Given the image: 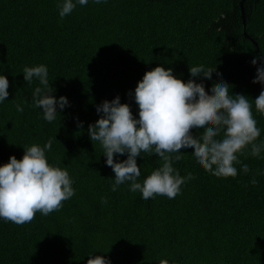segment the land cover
<instances>
[{"label":"trees","instance_id":"16d2710c","mask_svg":"<svg viewBox=\"0 0 264 264\" xmlns=\"http://www.w3.org/2000/svg\"><path fill=\"white\" fill-rule=\"evenodd\" d=\"M240 1L88 0L61 19V0H0V74L9 80L0 102V165L51 139L48 162L66 168L75 189L60 211L37 213L31 223L0 219V264H86L90 255L111 264H264V175H257L264 173V150L239 156L249 173L236 164L235 178H218L197 163L194 149H182L173 167L194 179L174 199L144 200L130 182L111 191L114 172L87 131L99 118L97 106L117 95L138 118L135 87L161 65L185 82L203 80L209 93L219 74L230 94L249 97L261 129L256 143L264 142V115L254 106L264 85L252 82L261 61L251 63L264 55V0L244 1L246 31L258 45L244 34ZM39 64L48 68L53 95L69 101L52 122L32 106L39 82L27 84L22 73ZM198 65L216 67L211 80L190 77L189 67ZM202 132L192 129L193 136ZM141 155L142 183L162 161Z\"/></svg>","mask_w":264,"mask_h":264},{"label":"clouds","instance_id":"9594fccd","mask_svg":"<svg viewBox=\"0 0 264 264\" xmlns=\"http://www.w3.org/2000/svg\"><path fill=\"white\" fill-rule=\"evenodd\" d=\"M100 3L101 0H95ZM88 0H61L59 16L70 15L77 4L87 5ZM253 83L264 85V55L253 58L257 65ZM215 68L204 65L189 67L190 77L203 76L211 80ZM24 80L31 85L39 82L32 92V106L40 108L43 119L52 122L57 119L58 107L62 111L69 106L67 97L57 99L55 89L50 85L48 68L44 64L25 66ZM218 75L210 93L203 80L197 83L190 78L187 82L174 75L171 68L157 65L144 73L134 90V99L139 108V117L133 115L128 103H121L119 95L111 101L105 100L96 108L99 118L88 126L90 140L99 142L106 165L114 172L111 191H117L121 184L130 182L129 190L139 192L144 200L156 196L174 199L181 193L186 181L194 179L192 173L181 176L173 167L174 161H181L182 149L192 148L196 161L205 171L218 178H235L236 164L247 174L251 171L239 156L259 157L264 142L256 143L261 135L253 115V104L244 94H230V84ZM232 87V86H231ZM9 80L0 74V102L7 99ZM130 95L132 93H129ZM255 110L264 115V89L254 99ZM18 112L23 107L16 105ZM60 114V113H59ZM82 127V122H78ZM203 130L193 136L192 129ZM52 140L43 146L33 143L24 146L21 159L15 155L0 165V219L16 225L31 223L37 213L48 216L63 208V202L75 195L73 179L66 168L48 162L46 151H50ZM141 153L156 154L162 165L155 168L143 182L137 158ZM127 158L118 161L115 156ZM257 175L264 173L257 172ZM253 186L258 181L253 177ZM106 204L107 199L101 198ZM86 264H111L103 255L89 256ZM158 264H169L167 259Z\"/></svg>","mask_w":264,"mask_h":264},{"label":"water","instance_id":"95a60500","mask_svg":"<svg viewBox=\"0 0 264 264\" xmlns=\"http://www.w3.org/2000/svg\"><path fill=\"white\" fill-rule=\"evenodd\" d=\"M244 1L245 0H241L240 1V6H241V13H242V18H243V24H244V34L250 38L255 45H258V43L247 33L246 31V25H247V19H246V13H245V7H244Z\"/></svg>","mask_w":264,"mask_h":264}]
</instances>
